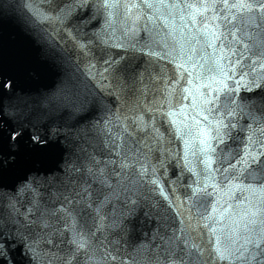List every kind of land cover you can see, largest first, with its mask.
Segmentation results:
<instances>
[{
    "label": "snow or ice",
    "instance_id": "1",
    "mask_svg": "<svg viewBox=\"0 0 264 264\" xmlns=\"http://www.w3.org/2000/svg\"><path fill=\"white\" fill-rule=\"evenodd\" d=\"M0 264H264V0H0Z\"/></svg>",
    "mask_w": 264,
    "mask_h": 264
},
{
    "label": "water",
    "instance_id": "2",
    "mask_svg": "<svg viewBox=\"0 0 264 264\" xmlns=\"http://www.w3.org/2000/svg\"><path fill=\"white\" fill-rule=\"evenodd\" d=\"M234 195H239L240 199H244L245 196H247V193H243V194L234 193Z\"/></svg>",
    "mask_w": 264,
    "mask_h": 264
}]
</instances>
